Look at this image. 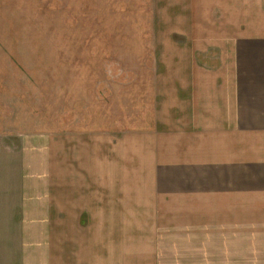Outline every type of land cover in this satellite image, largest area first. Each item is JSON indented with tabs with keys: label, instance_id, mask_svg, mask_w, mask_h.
<instances>
[{
	"label": "crops",
	"instance_id": "obj_1",
	"mask_svg": "<svg viewBox=\"0 0 264 264\" xmlns=\"http://www.w3.org/2000/svg\"><path fill=\"white\" fill-rule=\"evenodd\" d=\"M184 3L215 55L168 62V115L113 157L109 121L48 127L0 52V264H264V0Z\"/></svg>",
	"mask_w": 264,
	"mask_h": 264
},
{
	"label": "rangeland",
	"instance_id": "obj_2",
	"mask_svg": "<svg viewBox=\"0 0 264 264\" xmlns=\"http://www.w3.org/2000/svg\"><path fill=\"white\" fill-rule=\"evenodd\" d=\"M184 1L0 0V52L15 63L16 85L30 80L33 113L38 97L45 100L48 127L109 121L113 157L119 129L168 115L174 88L167 63L182 54L196 62L215 55L193 42L211 38L190 35L213 31L216 22L183 19Z\"/></svg>",
	"mask_w": 264,
	"mask_h": 264
}]
</instances>
